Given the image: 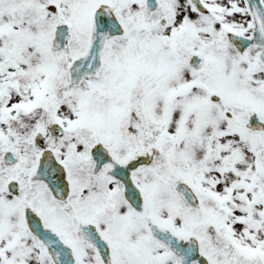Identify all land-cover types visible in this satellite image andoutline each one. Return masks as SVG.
I'll list each match as a JSON object with an SVG mask.
<instances>
[{"label": "snow or ice", "instance_id": "6c2138e0", "mask_svg": "<svg viewBox=\"0 0 264 264\" xmlns=\"http://www.w3.org/2000/svg\"><path fill=\"white\" fill-rule=\"evenodd\" d=\"M0 264H264V0H0Z\"/></svg>", "mask_w": 264, "mask_h": 264}]
</instances>
